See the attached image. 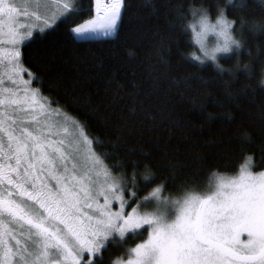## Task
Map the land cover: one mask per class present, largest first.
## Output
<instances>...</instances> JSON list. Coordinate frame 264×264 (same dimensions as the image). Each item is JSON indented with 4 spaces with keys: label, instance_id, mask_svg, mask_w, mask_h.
<instances>
[{
    "label": "snow or ice",
    "instance_id": "snow-or-ice-1",
    "mask_svg": "<svg viewBox=\"0 0 264 264\" xmlns=\"http://www.w3.org/2000/svg\"><path fill=\"white\" fill-rule=\"evenodd\" d=\"M91 5L85 11L82 0H0V264H105L103 254L113 248L123 253L115 261L109 256V264H264V170H253L252 156L234 175L213 171L202 187L192 178L177 184L184 165L170 162L157 184L150 153L128 148V159L107 163L114 157L98 150L105 143L90 136L87 122L33 86L43 80L25 66L22 46L38 42L46 30L63 24L81 43L118 35L126 0ZM171 17L169 33L190 28L200 45L203 57L193 56L199 65L192 76L201 87L209 80L197 74L211 60L227 98L237 102L255 92L234 85L238 73L245 80L253 74L251 64L241 69L239 52L246 33L264 39V0L214 2L211 9L175 0ZM209 33L218 38L210 50L204 44ZM167 51L161 42L158 52ZM228 53L236 63L224 69L218 54ZM160 62L168 66L163 55ZM259 83L264 86V68ZM260 152L264 169V145ZM169 184L175 195H164Z\"/></svg>",
    "mask_w": 264,
    "mask_h": 264
},
{
    "label": "trees",
    "instance_id": "trees-1",
    "mask_svg": "<svg viewBox=\"0 0 264 264\" xmlns=\"http://www.w3.org/2000/svg\"><path fill=\"white\" fill-rule=\"evenodd\" d=\"M188 2L195 7L203 3L211 9L214 2L223 6L227 0ZM174 3L126 0L123 22L115 38L81 43L70 38L63 24L46 30L38 42L22 46L25 66L43 80V85L34 81L33 86L41 87L45 96L55 97L70 115L87 122L90 136L105 143L98 150L114 157L107 163H115V157L128 159V148L150 153L149 162L159 176L157 184L168 176L170 162L184 165L177 184L192 178L200 187L213 171L238 173L245 156H252L254 171L264 170L259 167L260 146L264 145V86L259 83L264 68V39L245 34L246 47L239 52L241 69L251 64L253 74L245 80L238 73L241 79L234 88L239 91L250 85L255 92L240 95L238 107L225 96L217 75L220 69L213 63L200 66L197 74L209 80L207 87H201L192 76L199 62L193 60L195 46L190 28L179 36L168 30L166 17L172 18ZM91 6V0H82L85 11ZM84 18L88 17L77 19ZM233 18L229 12V19ZM188 19L192 20L191 13ZM210 20H215L214 12ZM161 42L170 51L158 52ZM161 55L167 67L161 64ZM234 55L221 57L218 62L224 69L232 68L236 61L228 58ZM245 133L251 135V141L244 140ZM155 186L141 195H148ZM176 192V186L169 184L164 195ZM129 246H134L132 241ZM122 253L123 249L116 248L105 251V264H109V256L115 261Z\"/></svg>",
    "mask_w": 264,
    "mask_h": 264
},
{
    "label": "rangeland",
    "instance_id": "rangeland-1",
    "mask_svg": "<svg viewBox=\"0 0 264 264\" xmlns=\"http://www.w3.org/2000/svg\"><path fill=\"white\" fill-rule=\"evenodd\" d=\"M210 22H215V20H210ZM190 32H191V35H192V41L194 43V46H195V51L193 53L192 56L194 55H200L201 57H203V53L200 51V45L196 43V39H195V35L194 33L191 31L190 29ZM105 37H100L98 39H103ZM218 42V38L215 37L213 34L209 33L205 40H204V44H205V47L208 48L209 50L211 48H213L215 46V44ZM231 53H228V54H218V60L219 58L221 57H224V56H227V55H230ZM205 63H213L211 60H206ZM25 78H27V76H25Z\"/></svg>",
    "mask_w": 264,
    "mask_h": 264
}]
</instances>
